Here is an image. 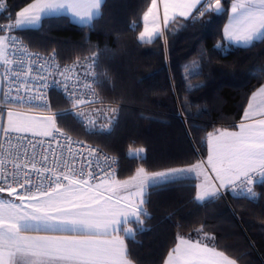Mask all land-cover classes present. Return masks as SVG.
I'll return each mask as SVG.
<instances>
[{"label":"trees","instance_id":"obj_1","mask_svg":"<svg viewBox=\"0 0 264 264\" xmlns=\"http://www.w3.org/2000/svg\"><path fill=\"white\" fill-rule=\"evenodd\" d=\"M4 2L0 23L33 0ZM150 6L151 0H105L91 24L55 16L37 28L15 31L32 50L56 53L63 64L97 58L110 130L83 127L76 116L63 113L70 104L57 93L52 109L57 126L118 157L115 176L121 179L140 167L151 173L204 160L207 134L236 129L251 96L264 85V42L223 41L226 13L180 21L165 30L166 42L158 37L145 43L139 32ZM197 184L184 178L149 189L146 215L142 223H131L135 233L126 238L131 262L164 264L186 237L204 240L239 264H264V179L254 184V196L228 191L204 202L196 199Z\"/></svg>","mask_w":264,"mask_h":264},{"label":"snow or ice","instance_id":"obj_2","mask_svg":"<svg viewBox=\"0 0 264 264\" xmlns=\"http://www.w3.org/2000/svg\"><path fill=\"white\" fill-rule=\"evenodd\" d=\"M103 2L33 0L4 17L6 22L0 23V62L5 66L20 64L22 70L13 75L25 77L23 84L16 88V94L6 92L5 101L0 105V136L8 142L27 140L35 147V138H40L37 142L43 145L44 138L55 140L57 135H63L54 114L28 115L19 109L27 112L49 110L44 91L48 87V76L58 73L67 79V73L72 71L70 68L59 71L57 66V72L41 71L32 76L34 60L7 58L9 46L17 43V37L11 35L13 30L38 26L44 16L65 9L87 24L99 14ZM162 3L163 27L157 0H151V6L143 16L145 27L139 32L140 41L147 38V42H151L159 37L166 42L165 30L170 23H179L178 18L195 21L211 12L227 14L222 40L229 45L249 46L264 42V0H230L227 8L222 0H162ZM6 8L4 0H0V11ZM149 17L151 27L148 26ZM48 62L54 61L50 57L45 61ZM32 81H37L39 86L33 85ZM84 87L91 88V85ZM65 91L74 107L86 103L75 87L69 90L65 85ZM257 97H264V86L248 101L243 118L236 126L238 130L209 132L207 159L188 168L149 173L140 167L134 175L121 180L110 171L98 174L67 163L60 171L55 166H46L47 157L38 167L34 157L31 162H25L17 148L11 162L18 171L9 173L0 167V194H7L6 199L0 198V264H132L124 236L120 234L122 220L127 222L129 217H136L142 223L140 217L146 215L143 207L146 189L185 173H194L201 181L196 185L198 201L218 197L223 189L229 188L233 191L246 189L254 196L251 186L255 178L264 179V99L257 102ZM3 164L0 160V166ZM32 172L44 176L47 184L33 186ZM164 264H236V261L202 239L193 241L181 237L168 252Z\"/></svg>","mask_w":264,"mask_h":264},{"label":"built area","instance_id":"obj_3","mask_svg":"<svg viewBox=\"0 0 264 264\" xmlns=\"http://www.w3.org/2000/svg\"><path fill=\"white\" fill-rule=\"evenodd\" d=\"M15 31L16 29L13 30L11 35L17 37V43L14 46H9L7 58L13 61L19 60L22 57L34 60L35 63L31 64L32 76H35L41 71L49 73L57 72V66L59 71H63L65 68L72 69L71 72L67 73V79L65 76H61L58 73L48 76V87L44 89V91L47 93L49 110L28 113L54 114L55 117H57L58 113L53 111L51 99L52 94L57 93L64 101L70 104V107L63 113H71L73 116H76L81 122V125L87 129L96 130L100 133L108 132L111 123L107 112L108 103L102 99L98 90L97 58L88 56L70 64H63L59 61L56 53H43L41 51L32 50L25 41L16 35ZM29 54L32 55L29 56ZM37 56L39 59H37ZM50 57L54 62L45 63V61H49ZM78 61L79 63H77ZM41 65H44L43 69ZM6 68L9 70L6 71ZM21 70L22 66L17 63H12L7 66L4 65L0 69V105L5 101L6 92H8L9 95H15L16 88L23 84L25 77L13 75L14 72H19ZM77 77H79V80H77ZM32 84L36 87L39 86L37 81H32ZM86 84H90L91 88L84 87ZM65 85H67L69 90L75 87L86 103L74 107L67 99ZM89 101H91V103H89ZM19 110L27 112L26 109ZM57 127L63 135H57L55 140L44 138L45 143L43 145L37 142L40 138H35L33 140V143L36 145L35 147H32L27 140L18 141L12 139L11 142H8L6 138L0 136V160L4 161V164L0 167L9 173L18 171L11 162L15 159L18 148L19 156L23 158L25 162H31L34 157L38 167H40V162L44 161V158L47 157L46 166H55L60 171L64 170L63 165L67 163L77 169L84 168L85 171L91 170L98 174L110 171L116 175L120 168L118 157L94 143L77 138L70 132L59 126ZM49 140H51V148H49ZM25 148L27 149V155H25ZM90 151L92 152L91 156L88 155ZM77 153L81 155H73ZM31 179L33 186L42 183L45 185L47 184L46 178L40 176L36 172L31 173ZM254 184L251 186L252 188ZM239 191L242 194H249L246 189H239ZM223 194L225 195V193Z\"/></svg>","mask_w":264,"mask_h":264},{"label":"crops","instance_id":"obj_4","mask_svg":"<svg viewBox=\"0 0 264 264\" xmlns=\"http://www.w3.org/2000/svg\"><path fill=\"white\" fill-rule=\"evenodd\" d=\"M105 1V0H104ZM103 4H104V2H103ZM102 4V5H103ZM102 8V7H101ZM163 8H164V6H163V3H162V0H157V9H158V16H159V20H160V23H161V27H163ZM100 14H101V9H100V12H99V14H97V15H94V17H93V20L94 19H96L97 17H99L100 16ZM55 16H66V17H68L73 23H75V24H78V25H88V24H91L92 22H93V20L91 21V22H88L87 24L86 23H84V22H81L77 17H75V16H73L70 12H68L66 9L65 10H61L60 12H57V13H51V14H49V15H47V16H44L43 18H42V21H43V19H45V18H47V17H55ZM178 20L179 21H185V20H183V18H178ZM42 21H41V23H42ZM226 22H227V20H226ZM41 25V24H40ZM40 25H38V26H25V27H23V28H20V29H27V28H37V27H39ZM173 25H175V23H170V25L169 26H173ZM148 26L149 27H151L152 26V24H151V17H149V22H148ZM144 27H145V21L143 20V28H142V31H143V29H144ZM158 38V37H157ZM156 39V38H155ZM155 39H153L152 41H154ZM151 41V42H152ZM142 42H145V43H150V42H147V38L145 39V41H142ZM237 46H240V45H237ZM4 66V64L2 63V62H0V69L2 68ZM264 86V85H263ZM258 91V90H257ZM256 91V92H257ZM252 99V96H251V98H250V100ZM262 99H264V97H257V102H259L260 100H262ZM228 130H238L237 128L236 129H228ZM207 159V156H206V158L204 159V160H206ZM191 167V166H190ZM184 168H188V167H184ZM187 175V176H186ZM119 178V177H118ZM184 178H189V176H188V173H185V174H183L182 176H179V177H175V178H172V179H170V180H168V181H163V182H157V183H155V184H153V185H150L149 186V188L148 189H146V191H145V193H144V200H145V197H146V194L148 193V191H149V189L152 187V186H156V185H160V184H163V183H167V182H172V181H176V180H180V179H184ZM193 178V177H192ZM121 179V178H120ZM196 179V178H195ZM226 190V189H225ZM227 190H229V191H233L232 189H227ZM236 193V192H235ZM140 220H142V217H140ZM132 222H139L138 220H137V218L136 217H129V219L127 220V222H124L123 220H122V223H121V225H120V234L121 235H123L124 236V240H125V244H126V246H127V242H126V238L127 237H131V236H133L134 235V227L131 225V223ZM126 226H130V228H126ZM126 230H130L129 231V234H126L125 233V231ZM182 238H184V239H188V238H186V237H182ZM192 240V239H191ZM193 241H195V240H193ZM178 242H179V240H178ZM210 246V245H209ZM212 247V246H211ZM133 264V263H132Z\"/></svg>","mask_w":264,"mask_h":264},{"label":"rangeland","instance_id":"obj_5","mask_svg":"<svg viewBox=\"0 0 264 264\" xmlns=\"http://www.w3.org/2000/svg\"><path fill=\"white\" fill-rule=\"evenodd\" d=\"M181 27V26H180ZM180 27H178V30L180 29ZM26 114H28V115H35V116H47V114H36V113H28V112H25ZM187 176V175H186ZM188 176H189V178H196V176H195V174L194 173H191V174H189L188 173ZM117 179H120V178H118V177H116ZM256 180H258L259 179V177H256L255 178ZM122 180V179H121ZM196 180H197V182H198V184L201 182L199 179H197L196 178ZM229 190H225V189H223L222 191H221V194L222 193H227ZM231 192H240L239 191V189H236L235 191H231ZM0 198H7V194L5 193V194H0ZM210 198H212V197H208V198H206L205 200H203V201H200V202H204V201H206V200H208V199H210ZM126 228H130V226H126ZM125 233L126 234H129V231H125ZM217 251H220V250H217ZM236 264H239V263H237L236 262Z\"/></svg>","mask_w":264,"mask_h":264},{"label":"water","instance_id":"obj_6","mask_svg":"<svg viewBox=\"0 0 264 264\" xmlns=\"http://www.w3.org/2000/svg\"><path fill=\"white\" fill-rule=\"evenodd\" d=\"M219 14H222V13H219Z\"/></svg>","mask_w":264,"mask_h":264}]
</instances>
